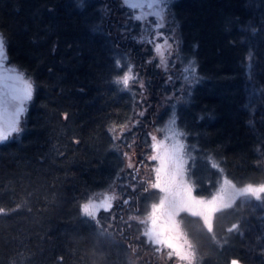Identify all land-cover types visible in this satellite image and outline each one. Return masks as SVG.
I'll return each instance as SVG.
<instances>
[{
  "label": "trees",
  "instance_id": "obj_1",
  "mask_svg": "<svg viewBox=\"0 0 264 264\" xmlns=\"http://www.w3.org/2000/svg\"><path fill=\"white\" fill-rule=\"evenodd\" d=\"M244 2L166 0L161 21L144 25L121 0H0L7 62L33 86L21 131L0 142V264H181L130 219L148 213L154 189L144 191L151 173L129 168L124 148L149 160L148 130L167 116L192 146L195 188L211 192L222 173L235 184L264 180V125L251 127L245 102ZM171 27L173 51L191 65L186 77L168 70V79L142 37ZM129 70L125 87L118 80ZM171 90L179 98L161 103ZM144 93L152 103L139 111ZM112 187L121 198L108 211L83 215L86 199ZM241 202L214 213L211 232L199 216L179 215L191 264H264V213L254 224L262 250L250 253L242 236L256 216ZM258 204L264 210V198Z\"/></svg>",
  "mask_w": 264,
  "mask_h": 264
},
{
  "label": "rangeland",
  "instance_id": "obj_2",
  "mask_svg": "<svg viewBox=\"0 0 264 264\" xmlns=\"http://www.w3.org/2000/svg\"><path fill=\"white\" fill-rule=\"evenodd\" d=\"M166 0H161L160 3H153L152 7L147 6V2H152V0H134V2L140 3L142 6L138 7L136 9L129 8L127 9V12H130L131 14L134 13V16H140L141 19L144 21V25L146 22H150V19L154 18V20L161 21L159 18L161 14L164 13V4ZM123 3V0H121ZM244 4L246 5L247 9L250 11L251 16V22L246 23L243 30L242 35V41H244V52H243V64L246 72V77L248 81V87L246 92V107L248 108V118L251 127L255 128V130H258L260 125H264V0H245ZM154 33V35H153ZM146 40H150L151 43V49H152V55L156 56V62L159 67L163 69V72L165 73L166 77L169 79L168 74L166 73L168 70L173 71V75L177 77H186L190 72V64L187 63V61L182 60L180 57H178L174 50L175 45V38H176V32L174 28H169L168 30L160 33L159 30H154L150 34H144L142 36ZM157 45H162L163 47L160 49V53L157 52ZM171 55L174 57V60H171ZM258 56V57H257ZM259 66V67H258ZM10 69H15L16 72L10 71ZM19 73H23L18 67L15 65L4 61L2 64H0V75H3L5 80L1 82V86L4 85L11 93L13 94L14 90L17 88H23L24 85L19 80H7L8 78H14ZM23 79L28 80V77L23 73ZM142 81V77L140 79ZM139 81V82H140ZM262 84V87L260 86ZM0 92H3V90L0 89ZM176 91L171 90L168 93L161 94L160 95V102L165 103L169 99H177L179 96H175ZM145 98H141V107L139 108V111H143L145 107L148 105V103H152L148 98H146V94L143 95ZM173 96V97H172ZM145 100V101H144ZM259 102V103H256ZM26 101L24 102L25 106ZM257 104H260L258 107ZM13 111L12 107H8L7 113L3 110L2 107H0V113L2 114L3 118H1L0 115V129L7 127V121L9 120L8 113H11ZM21 118V117H20ZM150 138H151V145L154 143L153 137H156L155 143H160V147L158 151L162 153L165 149L171 150L172 146L174 144H183L185 146V152L184 155V171L182 172V180L183 184L185 186H188L191 188V197H194L196 200H211L213 196H216L217 194H220L223 199L222 201H217V206H219L221 203H232L233 200H235L239 195H237L238 190L246 187L247 185L251 184L254 187H258L259 185L264 184V180L260 182H246L243 184H235L233 181L228 178L224 173L220 176L219 180L211 187L212 191L208 193H203L202 189H197L193 186V181H196V178H191L188 173H186V166L189 154H192L193 149L192 146L187 144L185 142L184 135L180 132L178 129L174 116H167L160 124L157 126H152L149 128ZM165 137H169V139L165 140ZM150 145V147H151ZM124 151L126 152V164H132L133 168L138 165L139 170L142 169L145 173H151L152 176V183L155 182V173L152 171L154 167L158 166L157 161L153 160H145L143 159V156L135 155V151L131 145H128L124 148ZM152 147L150 149V153L147 154L148 157L154 155ZM259 156L262 157V155L259 153ZM145 165H148L149 168H147ZM130 168V167H129ZM192 169H198L200 173H202V169L199 167L197 163H194V166ZM225 181H230L231 184H226ZM179 183V178H178ZM148 184V183H147ZM146 184V185H147ZM234 185V187H233ZM221 189H223V192H221ZM157 191L156 193H154ZM154 193V194H153ZM107 194L109 196L114 195L117 199L121 198V195L119 193H116L115 188L112 187L111 189H105L104 191H100L99 194L92 195L88 199L85 200V203H88L90 200H93L95 203L99 204L101 200L104 199V195ZM146 199L150 198L154 200L153 203H158L160 197L163 195L158 189H154V191L150 192L149 194H146ZM262 198H264V193L260 194ZM185 199L188 197V193H184ZM242 200L241 204L242 206L246 207L248 206L249 210L252 209L253 212H250L251 214H255L256 218L255 221L251 225H247V230H249V233L243 234V245L245 246V249L250 252H260L262 250V242L261 237L263 236L261 233H258L256 231V228L254 227V224L259 221L261 216L264 213V210L259 208L258 200H256L253 196H239ZM113 202V201H112ZM152 203V204H153ZM151 204V205H152ZM245 204V205H244ZM151 205L149 207V210L146 212L151 211ZM194 210H199L198 208ZM147 213V214H148ZM146 214V215H147ZM183 214V212L180 213V215ZM146 215H142V218H144ZM213 215V214H212ZM200 217V216H199ZM141 218V216H140ZM201 222L204 223V220L202 217H200ZM211 222H212V216H211ZM168 227L170 229L168 235L172 237H179V239H173L172 242L176 245H178L179 250L181 251L182 255L188 254L191 257L190 264L192 261V251L191 247H189L190 243L186 236V233L183 229V226L180 221L179 216L173 217L171 220L167 221ZM205 224V223H204ZM159 247V245H158ZM170 250V249H168ZM189 264L188 260L181 261V264Z\"/></svg>",
  "mask_w": 264,
  "mask_h": 264
},
{
  "label": "snow or ice",
  "instance_id": "obj_3",
  "mask_svg": "<svg viewBox=\"0 0 264 264\" xmlns=\"http://www.w3.org/2000/svg\"><path fill=\"white\" fill-rule=\"evenodd\" d=\"M147 2V0H146ZM161 0H152V2H147L148 7H152L153 3H160ZM123 4L129 8L136 9L141 7L140 3L134 2V0H123ZM136 19H141L140 16H136ZM162 45H157V52L160 53ZM8 57L6 54L5 39L2 34H0V64L7 61ZM119 65V62H118ZM12 72H16L15 69H10ZM125 73V75L118 80L122 82L125 87L128 86L130 80H134L135 77ZM14 79L19 80L23 83L24 87L17 88L14 90L13 94L9 98L6 92H0V107L7 113L8 107H12L13 111L8 113L9 120L7 121V127L0 129V142L7 140L12 133H18L21 131L19 128V122L21 115L25 112L24 102L30 100L33 93V86L30 81L23 79V73H19L14 77ZM142 114V113H141ZM123 130V129H122ZM154 143L151 145L154 155L148 157V159L157 161L158 166L154 167L152 171L155 173V182H148L149 187L145 188L144 191L148 192L150 189H158L163 195L160 197L158 203H153L151 205V211L143 218H130L137 219L140 224L145 225V231L141 233L142 236L146 238V242L153 245L163 246V248L170 249L167 255L172 258L175 254L178 258L183 260H188L190 264L191 257L188 254L182 255L179 250L178 245L172 242L173 239H179V237H172L168 235L170 229L168 227V220H171L175 216H179L181 212H188L193 216H200L203 218L205 225H207L209 232L212 231L211 216L212 214L222 211L224 208L232 207V203H221L217 206V201H222L223 197L220 194L213 196L211 200H196L191 197V188L185 186L182 180V172L184 171V155L185 146L183 144H174L171 148L165 149L162 153L158 151L160 143H155L156 137L152 138ZM165 140L169 137H165ZM129 164L128 167H132ZM179 178V183H178ZM226 184H231L230 181H225ZM234 187V185H233ZM188 193L187 199H185L184 193ZM223 192V189H221ZM261 193H264V184L254 187L249 184L246 187L238 190L237 195L239 196H254L256 200L261 199ZM116 197L114 195L109 196L104 195V199L101 200L99 204L90 200L88 203L81 205L83 215L90 217L92 219L96 218V214L103 209L108 211L112 207V201ZM127 203V201H124ZM198 208L199 210H194ZM5 209L0 207V214L4 213ZM238 229L237 224H233L231 228L228 229L229 232H233ZM191 247V245H189ZM161 247H157L156 251L160 252ZM231 264H239L238 260H232Z\"/></svg>",
  "mask_w": 264,
  "mask_h": 264
},
{
  "label": "bare ground",
  "instance_id": "obj_4",
  "mask_svg": "<svg viewBox=\"0 0 264 264\" xmlns=\"http://www.w3.org/2000/svg\"><path fill=\"white\" fill-rule=\"evenodd\" d=\"M192 57H193V56H192ZM187 58H188V57H187ZM194 61H195V60H194ZM194 61H193V62H194ZM194 64H195V62H194ZM246 81H247V80H246ZM247 83H248V81H247ZM257 106L259 107V106H260V104H257ZM213 218H214V217H213ZM212 225H213V224H212Z\"/></svg>",
  "mask_w": 264,
  "mask_h": 264
}]
</instances>
